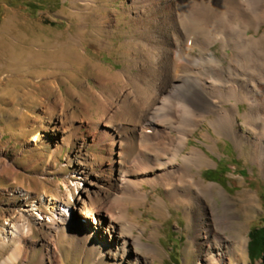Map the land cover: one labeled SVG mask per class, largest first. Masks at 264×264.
<instances>
[{
  "label": "bare ground",
  "instance_id": "1",
  "mask_svg": "<svg viewBox=\"0 0 264 264\" xmlns=\"http://www.w3.org/2000/svg\"><path fill=\"white\" fill-rule=\"evenodd\" d=\"M72 1V7L78 8L68 15L72 20L79 18L81 25L66 34V52H57L62 44L55 40V64L61 55L71 65L87 67L92 58L86 46L94 42L99 45L96 53L105 50L108 36H104L114 31L119 14L128 25L123 43L125 67L115 70L97 59L99 90L83 82L84 91L96 102L97 111L88 117L95 131L92 145L100 152L108 149V156L103 157L109 162L95 170L96 163L88 166L78 161L74 171L77 184L67 197L35 200L23 194L24 209L11 215L12 222L0 239L3 264L18 262L23 254L22 239L32 235L36 224L24 218L27 214L42 223L52 238L50 259L63 256V245L68 243L85 247L96 263L153 264L159 257L158 247L144 241L147 229L139 219L140 212L132 216L130 212L131 206L138 208L150 200L148 185L154 187L156 208L163 216L171 211L168 201L187 208L194 231L189 256L198 252L196 264H243L249 239L241 230L240 212L256 209L257 193L245 190L238 196V208L227 190L220 188L224 198L220 206L215 200L217 184L206 182L201 175L202 167L214 162L211 155L202 147L184 150L195 130L208 120L218 136H228L244 154L248 151L264 173V32L260 31L264 0H125L123 9L115 8L116 0H103L104 5L101 0ZM224 12L230 15L232 26L224 22ZM90 23L94 32L88 30ZM197 29L205 38L195 40ZM222 29L234 30V38L227 39ZM217 43L222 55L212 48ZM193 46H199L201 56L215 65V75L194 63ZM59 98L49 102V123L30 140L35 146L48 135L57 142L56 151L79 139L81 126H72L75 118L68 109L61 115ZM171 103L176 106H169ZM245 103L248 108L242 113ZM211 133L205 136L215 139ZM78 152L87 155L84 148ZM158 187L164 188L167 199L157 196ZM75 213L90 224L83 230L85 236L55 241L52 236L59 239L55 233L68 229ZM98 233V240L92 241L91 235ZM157 234L158 230L151 239ZM140 248L152 258L139 255Z\"/></svg>",
  "mask_w": 264,
  "mask_h": 264
},
{
  "label": "rangeland",
  "instance_id": "2",
  "mask_svg": "<svg viewBox=\"0 0 264 264\" xmlns=\"http://www.w3.org/2000/svg\"><path fill=\"white\" fill-rule=\"evenodd\" d=\"M33 1L36 0H30ZM49 1L53 4L44 6L36 14L27 5L29 0H0V239L4 235L5 228L12 222L11 215L19 214L24 209L23 194L27 193L35 200L53 195L67 197L69 191H74L77 184L74 171L78 161L88 166L96 163L95 170L103 168V164L109 162L104 158L108 156V149L104 148L100 152L99 147L92 145L95 131L90 126L88 117L95 114L97 109L96 102L84 91L83 82L86 81L91 88L99 90L95 80L99 74L95 68L97 59H101V62L114 67L115 70L125 67L123 43L127 39L128 25L121 13L114 31L104 36L105 39L108 36L105 50L96 53L95 50L99 45L94 42L86 46L92 58L89 59L87 67L81 68L79 64L71 65L61 55H58L59 60L55 64L53 47L55 40H59L62 44L57 52L61 53L60 49L62 53L66 52L67 46L63 44L66 34L69 30L75 32L81 21L76 17L72 20L68 15L70 10L78 8L72 7V0ZM104 1L101 0L102 5L105 4ZM124 1L116 0L115 8L123 9ZM222 17L226 24L233 25L228 13L224 12ZM253 19L258 20L255 15ZM88 30L94 32L92 23L88 25ZM197 30L195 40L197 37L205 38L203 32ZM223 31L227 39L234 38V30ZM260 31L264 32V26ZM254 32L255 28L250 29L248 33L251 35ZM57 33H62V36H58ZM212 48L218 55H222L220 43ZM239 51L240 49L235 50V52ZM201 52L199 46L193 48L194 63L202 64L208 75H215L217 73L215 65L201 56ZM216 67L221 68L218 65ZM57 96L60 97L61 115L63 110L68 109L75 118L72 126L81 127L77 141L71 145H63L56 151L57 142L51 135H48L44 142L37 141V146L30 140L33 134L41 132L42 127L49 123L48 104L55 101ZM169 106L176 105L171 103ZM247 108L246 103L242 104V113L246 112ZM239 127L248 132L245 125L239 124ZM208 132H212L215 139L205 136ZM82 141L87 142L82 145L84 147L80 146ZM194 147L204 148L214 160L202 167L201 175L206 182L217 184L215 200L220 206L224 204L220 188L224 187L227 190L228 198L235 202L238 208L241 207L238 196L243 195L245 190L257 193L256 209L251 213L240 212L241 230L249 239L248 254L243 264L264 263V257L252 259L250 256L252 229L264 224V173L258 164L248 157V151L244 154L233 139L224 135L218 136L209 126L208 120L202 122L195 130L184 153ZM80 148H84V153L86 151L87 155L79 153ZM147 188L152 193L150 200L146 205L138 208L131 206L130 212L131 216L136 211L140 212L139 219L147 229L144 241L154 243L158 247L159 257L153 261V264H196L195 255H198V252L191 255V258L189 256L190 237L194 231L188 220L187 208L168 201L171 211L163 216L161 210L156 208L157 198L156 194L153 195L154 187L148 185ZM156 193L157 196L167 199L163 187H158ZM100 208L103 210L104 206ZM24 218L36 223L35 229L31 236L22 239L24 251L20 260L14 264H110V261L93 262L92 257L87 255L85 247H71L68 243L63 245V256L56 255L50 259L48 248L53 245L51 242L53 240L47 235L46 227L36 222L37 220L30 214L25 215ZM81 218L75 213L68 229L67 227L60 229V232L55 233L58 234L59 239L57 235H53V239L59 241L61 237L69 234L65 236L66 241L73 238L80 240V237L85 236L83 230L87 225L90 226L85 223L86 219ZM156 230H158L157 237L151 239L152 233ZM99 235L101 234L91 235V240L97 241ZM140 250L139 253L137 252L139 255L152 258L145 248Z\"/></svg>",
  "mask_w": 264,
  "mask_h": 264
},
{
  "label": "trees",
  "instance_id": "3",
  "mask_svg": "<svg viewBox=\"0 0 264 264\" xmlns=\"http://www.w3.org/2000/svg\"><path fill=\"white\" fill-rule=\"evenodd\" d=\"M51 2L48 0H36L27 4L31 7V9L37 14L41 8L50 4ZM26 4V3H25ZM53 4V3H51ZM251 243H250V256L252 259H258L264 257V224L255 226L252 229L250 234ZM264 264V263H262Z\"/></svg>",
  "mask_w": 264,
  "mask_h": 264
},
{
  "label": "crops",
  "instance_id": "4",
  "mask_svg": "<svg viewBox=\"0 0 264 264\" xmlns=\"http://www.w3.org/2000/svg\"><path fill=\"white\" fill-rule=\"evenodd\" d=\"M66 235H69V234H66ZM66 235H64L63 237H61V239H64ZM8 255H9V254H7V256H8ZM7 256H6V258H7ZM6 258H5V259H6ZM3 259H4V255H0V264H3V262H4ZM14 263H17V262H14ZM14 263H11V264H14Z\"/></svg>",
  "mask_w": 264,
  "mask_h": 264
}]
</instances>
